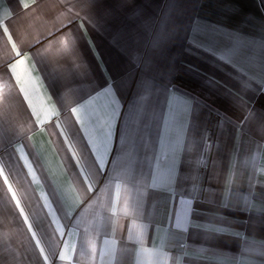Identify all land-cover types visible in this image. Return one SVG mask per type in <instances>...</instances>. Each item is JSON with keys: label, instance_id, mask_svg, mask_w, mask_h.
Instances as JSON below:
<instances>
[{"label": "crops", "instance_id": "crops-1", "mask_svg": "<svg viewBox=\"0 0 264 264\" xmlns=\"http://www.w3.org/2000/svg\"><path fill=\"white\" fill-rule=\"evenodd\" d=\"M27 2L29 9L20 0H0V20L8 21L17 43L33 53L17 69L29 99L24 101L15 76L4 72L14 58L3 38L0 95L11 96L21 132L16 146L25 145L34 172L20 161L9 182L29 222L30 209L38 204L51 202L57 210L48 219L56 221L52 242L65 259L57 255L47 264H264V139L240 134L231 123L219 127L216 113L242 118L241 95L258 114L264 113V0H133L125 5L99 0L91 12L100 30L88 27L91 45L83 33L79 40L87 78L72 75L85 71L79 61L69 63L58 55L57 39L70 30L69 5L62 0ZM105 9L112 15L105 16ZM79 23L71 22V29ZM107 86L81 109L91 146L106 161L95 190L86 197L74 183L75 162L65 159L67 145L61 143L65 125L74 118L57 101L63 96L70 102L69 87L87 97ZM129 127L136 130L134 179L113 182L109 177L113 165L124 162L121 139ZM75 150L92 163L83 141ZM170 156L176 164L171 180ZM181 196L185 203H178ZM65 197L68 204L58 211ZM245 197L250 210L241 211ZM188 201L194 226L187 232L172 229V214L186 212ZM65 212L69 220L63 219ZM104 217L111 218V227ZM213 225H223L224 231L209 235L204 229ZM170 231L176 233L172 240ZM0 243L16 256L12 261L5 252L4 264H44L2 177ZM250 245L256 250L250 252ZM41 247L47 254L43 240Z\"/></svg>", "mask_w": 264, "mask_h": 264}, {"label": "snow or ice", "instance_id": "snow-or-ice-1", "mask_svg": "<svg viewBox=\"0 0 264 264\" xmlns=\"http://www.w3.org/2000/svg\"><path fill=\"white\" fill-rule=\"evenodd\" d=\"M21 6L24 9H29L31 4L27 2V0H20ZM63 3L69 5L66 8V12L69 20V31L65 32L62 37L57 39V45H59L58 55L63 58L66 62L74 63V61H79L80 65L83 66L85 71L76 73L73 72V77L79 75L81 77L87 78L90 73L88 70V66L86 62L83 60V57L79 52V40L80 34L83 33L84 37L88 39L89 44L91 45V37L88 36V27H91L97 31L100 30V25L95 21L91 9L99 2V0H62ZM133 0H120L121 5L132 4ZM83 13V16H81ZM105 16H111L112 13L108 9H105ZM133 13V15H135ZM79 20L80 23L77 24L75 29H71V22ZM0 38L6 40L7 45L10 46L9 55L14 58V62H7L6 67L4 68V72L6 74H11L15 76L16 83L21 85L19 88V92L24 94V101L29 99L27 90L23 87V81L21 79L20 73L17 69L20 66H23L27 60H31L33 53L28 50L26 46L23 44H18L17 40L14 39V32L10 29L8 21L0 20ZM94 47V45H93ZM210 51L211 49H206ZM35 55H41L37 52ZM42 59H47V57H42ZM110 86L96 89L88 94L87 97H81L75 95L73 90L69 87V100H66L63 96L60 97V101H57V104L60 106L62 102L64 107L68 108V111L71 113L74 118L70 123L66 124L65 127L68 129L67 135L64 136L62 145L66 144L67 148L65 149L67 155L65 159L68 161H74V183L79 184L83 190L84 194L87 197L88 193L93 192L95 189L93 188V184L95 183V178L102 173L105 168L106 161L104 160L103 155H98L96 153V149L92 147L93 141L88 137V133L85 128L84 120L81 116V109L84 107L87 99L92 98L93 94L99 95L100 93L106 91ZM264 91V87L260 89ZM11 96L9 93H5L0 95V177L3 178V184L7 186V190L11 193V199L15 203V208L18 210L19 217H22L24 224L27 225L28 231L31 233L32 238L35 240V247L39 250V257H42L44 264H47L49 259L55 260L57 255H59L60 260L65 259L64 253H57L56 247L53 245V239L55 236V231L52 229V224L56 221H51L48 219L49 215H55L57 210L52 209V203L48 202L44 205H37L36 208L30 209L31 214V222H29V215L25 214L24 207L21 206L20 199L17 198L16 192L13 190L12 184L9 182V176L12 175L15 171V165L20 161H24L26 166L29 169L30 173H33L32 162L28 161V153L24 152L25 145L21 144L19 147L16 145L19 143L21 132L18 127L19 120L17 116L13 114L12 108L10 107L9 101ZM143 99V98H142ZM23 103V101L21 102ZM29 107L31 104L29 103ZM238 108L242 113V118L239 120H233L231 116L226 114L219 113L216 110L217 115L220 117L219 119V127L223 128L226 123H231L234 125L237 132L240 134H248L253 135L258 138L264 139V113L258 114L257 110L253 107L249 106L247 102L244 100L243 96H240ZM62 108L59 107L56 111L55 115L59 116ZM173 111L176 113L178 111L175 104L173 105ZM141 108L138 107L134 116L138 117L140 115ZM115 113L113 112V115ZM33 115H35V110L33 109ZM134 117H130V120H133ZM73 127H75V131H73ZM109 129L111 125H108ZM135 129L129 127L126 135L122 137V143L125 146V152L123 157V163L117 162L113 165L112 175L109 179L113 182L119 180H133L132 177V160L134 157L135 150ZM63 135V131L61 132ZM111 133L109 131L108 136ZM104 140V148L107 151V138ZM83 141V148L88 151L90 156H93L92 163L89 164L85 161L84 152L75 150L76 146L79 145ZM175 148H170V153L174 154ZM171 159V167L169 168V176L167 179L171 180V172L175 170L176 164L175 160L172 156ZM83 162V163H82ZM167 166V165H166ZM123 169V171H121ZM158 180V178L154 177V181ZM111 184L108 185L109 190L111 189ZM116 187L119 188V184H116ZM152 187V185H149ZM195 187V186H194ZM55 194V190L52 193ZM264 195V193H262ZM254 199V197H253ZM47 200V196L45 197ZM239 200V197L237 198ZM57 202H60V198L58 197ZM178 203H185L183 196H181ZM188 210L186 212H181L179 209L176 210L172 214V229H178L180 232H187L189 227L194 226L190 223L193 220L192 217V209L190 207L191 201H188ZM251 201L248 197H245V206L240 208L241 211L250 210L249 205ZM68 204L67 197L63 199L61 202V207L58 211H64V205ZM70 206V205H69ZM228 207V204L224 205ZM47 208L50 211L45 212L44 209ZM261 222L264 223V208L260 211ZM63 219L69 220L70 215L65 212ZM104 222L106 225L111 227V218L104 217ZM99 223V221H98ZM35 226V230H33ZM67 227L68 225H64ZM209 235L220 234L224 231L223 225H213L212 227L204 229ZM39 234V238H37ZM129 234L131 238V229H129ZM63 235V233H61ZM176 233L174 231H170L168 233L169 240L174 239ZM47 245V254H45V248L41 247V241ZM89 243H91L89 241ZM94 247V245H93ZM256 245H250L249 251H255ZM130 251L128 249H122V252ZM8 252L9 257L12 261L16 260V256L12 253L11 249L7 248L3 243H0V264H4L5 255L4 253ZM37 257V260H39Z\"/></svg>", "mask_w": 264, "mask_h": 264}]
</instances>
